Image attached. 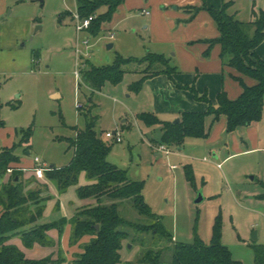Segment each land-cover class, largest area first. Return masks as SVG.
<instances>
[{
  "label": "rangeland",
  "instance_id": "374dc122",
  "mask_svg": "<svg viewBox=\"0 0 264 264\" xmlns=\"http://www.w3.org/2000/svg\"><path fill=\"white\" fill-rule=\"evenodd\" d=\"M233 1L235 6L230 12H238L236 18L243 21H249L252 9L258 11L261 3V0ZM13 7L12 17L20 18L12 25L11 33L20 34V37L15 47L4 53L0 51V66L3 67L0 69V81L3 82L0 95L2 117L6 122L0 131V147L18 143L20 136L16 130L33 125L29 149L25 150L28 144H23L15 150L24 162L22 167L28 168L24 179L32 177L35 157L48 166L68 164L74 150L69 149L68 141L59 137H73V127L84 129L89 117H98L96 128L103 137L106 131H118L122 136L121 142H111L108 160L126 170L132 180L144 182L146 202L161 216L163 226L174 237L156 238L152 231L129 229L130 237L121 251L123 262L136 261L147 249L153 248L162 249L161 264H170L176 242L192 243L198 235L204 243L210 244L216 218L221 215L222 242L228 246L233 258L243 264H256V248H264L263 117L259 123L263 140L258 144H251L246 139L240 143L242 139L237 134V145L230 138L231 132L225 130L224 138H216L213 149L203 152L191 144L197 137L186 138L185 151L197 158V173L194 171L192 183L186 177L183 159L177 156L178 146H168L174 155L156 156L155 147L161 145V127L159 124L148 126L138 119V114L142 113L141 104L136 98L138 92L130 90V85L133 69L143 66L136 62L126 65L130 71L120 83L107 82L96 91L83 81L82 76L81 79L76 77V70L82 74L85 63L102 66L112 64L118 54L141 59L148 52L159 53L156 50H161V44L157 39L161 38L162 32L158 34L153 28H146L151 16L135 9V0H129L111 20L103 22L98 33L88 28L77 29L76 0H21ZM107 10L108 7L103 5L96 13L99 16ZM190 12L194 13V10ZM170 13L167 11L166 15ZM110 43L113 44L111 48L108 47ZM172 54L173 49L165 55L170 57ZM53 92H60V97L54 98ZM16 100L21 101V106L14 109L8 102ZM78 102L83 108L78 109ZM198 141L205 143L206 139ZM228 155L230 157L225 159ZM11 178V173H5L0 178V185L7 184ZM24 179L22 171V181L28 189L46 186L43 188L47 202L46 222L61 219L64 211L67 223L62 232L55 228L51 230L49 235L55 245L36 244L27 248L19 240L21 247H18L32 259L56 258L61 251L66 258L63 264H71L78 254L77 247L71 245L73 210L90 202L81 199L77 193L78 187L85 183L84 172L78 184L63 193L46 177L33 181L35 184L30 188L28 183L32 179ZM200 196L203 199L198 201ZM119 212L133 223L152 222L139 215L130 202L119 205ZM59 214L60 217H56Z\"/></svg>",
  "mask_w": 264,
  "mask_h": 264
},
{
  "label": "trees",
  "instance_id": "16d2710c",
  "mask_svg": "<svg viewBox=\"0 0 264 264\" xmlns=\"http://www.w3.org/2000/svg\"><path fill=\"white\" fill-rule=\"evenodd\" d=\"M126 0H77V13L81 19L96 15L88 29L98 33L102 23L111 20L120 5ZM198 7L187 6L186 10H194L193 18L200 10H207L214 19L219 30V36L213 39H200L208 45L204 51L206 58L210 57L215 45L221 47V58L226 59L225 65L235 69L237 75L232 77L242 86V92L236 99H231L225 90L217 95V103L213 104L207 91L200 94L195 84H181L179 88L190 90L197 100L204 101L208 108L204 112L186 111L179 116V121L161 120L153 112H142L138 119L148 126L159 124L162 131L161 144L181 147L186 138H207L209 130L206 119L213 116V123L226 117V130L233 132L241 127H247L259 122L264 111V59L256 52V48L264 40V10H253L254 19L243 21L229 13L233 1L224 2L216 9L207 5ZM107 6L104 14L97 15L100 6ZM72 15V13H68ZM35 57H38L35 54ZM136 62L141 69H133L141 77L132 82L130 90L139 92L148 78L166 74L174 79L178 66L172 63V58L165 54L148 52L143 58L124 57L118 54L112 64L96 66L85 63L82 79L93 90H101L107 83L118 84L130 70L125 66ZM244 76L255 80L253 85L244 81ZM1 88V83H0ZM92 101V100H91ZM10 105L17 109L21 106L18 100ZM3 104L0 102V129L6 126L2 118ZM98 117H89L86 127H73L76 134L73 137H59L69 142V149L74 150L70 162L62 167L50 166L45 177L51 181L60 193L70 186L77 185L81 173L85 172L87 184L77 189L81 199H92L94 205H85L78 209L72 219L71 245L77 244L83 237L91 236L88 243L82 247L72 264H161L162 249H147L136 261L123 262L121 250L125 240L130 237L129 229L138 232L154 233L156 238L173 237L163 226L161 216L155 213L146 202L143 189L144 182L132 180L126 170L108 160L113 144L107 141L97 131ZM33 125L16 130L20 136L18 143L10 147H0V178L14 168L12 178L7 184L0 185V204L3 211L0 215V264H63L66 260L61 251L58 257L40 259L28 258L26 254L11 239L18 236L27 248L36 244L44 246L55 245L49 231L56 228L63 231L66 218L50 222H41L46 209V198L42 186L39 189H28L22 181V170L18 164L20 155L15 150L23 144H28L33 136ZM185 174L190 182H194V171L190 165L185 166ZM16 177H19L16 180ZM29 184V183H28ZM264 198V194L262 195ZM110 201V202H109ZM124 202L132 203L139 215L152 220L149 224L140 225L124 218L119 212V205ZM99 225V228H97ZM128 228V229H127ZM223 223L221 215L217 216L213 226L212 240L206 244L196 235L192 243L176 242L170 264H243L233 258L228 246L222 242ZM256 264H264V248H256Z\"/></svg>",
  "mask_w": 264,
  "mask_h": 264
},
{
  "label": "crops",
  "instance_id": "0c3cea01",
  "mask_svg": "<svg viewBox=\"0 0 264 264\" xmlns=\"http://www.w3.org/2000/svg\"><path fill=\"white\" fill-rule=\"evenodd\" d=\"M20 1L21 0H0V51L2 53L15 47L17 39L20 37V34L13 35L11 33L12 25L15 23V20L20 18L19 16L12 17L14 13L13 4L17 5ZM207 1L210 5H208L209 7L218 9L224 2L231 0ZM128 3L129 0H126L122 5L119 6L117 12ZM202 5V0H135V9H139L142 13L151 16L149 19V24L146 26V28L151 27L158 34L162 32L161 38L157 39V41H159L161 44L159 45L161 50L156 51L161 54H166V51H171L173 49V54L170 57L172 58V63L174 62V65L178 66V69L180 70L178 73L174 74L175 80L170 79L166 74H160L155 77L148 78L145 81L142 90L136 95V98L141 104L140 112H153L161 120L174 121L179 118L182 112H204L207 110L208 104L206 102L197 100L190 90L179 88L176 82L189 85L195 84L200 94H203L207 91L208 96L213 104L217 103V95L222 90H225L231 99H236L241 94L242 86L232 77L233 75H237V71L228 65H225L226 60L221 58L220 45H215L211 50L210 57L206 58L204 56V51L207 49L208 45L204 42H197L200 39L216 38L220 34L214 19L207 10H200L193 18H191L192 12H190V10H186L187 6L200 7ZM234 6L235 2L233 1L231 7L229 8V13L237 16L238 12L235 13V10L230 12V9H233ZM259 9L264 10V0H261ZM144 10L149 11V13H145ZM253 10L254 9H252L250 20L254 19ZM167 11H171L170 15H166ZM117 12L115 14H117ZM30 27L31 25L29 26V29ZM29 29L27 33L30 32ZM167 48L169 50H166ZM256 52L262 59H264V40L256 48ZM0 69H3L2 65L0 66ZM140 77V73L134 72L132 82L138 80ZM244 81L248 85H253L255 83V80L248 76H244ZM0 83L3 84L1 81ZM52 96L54 98H59L60 92H53ZM0 102L2 103L1 95ZM260 122L261 121L253 123L247 127H241L231 132L230 138H232L233 143L239 145L237 134L240 135L242 139L240 140V143L245 139L251 144H258L261 142L263 140V133L261 127L259 126ZM206 127L209 130V136L205 138V143L198 141V139L201 138H195L194 140L196 141H191L193 146L197 148L200 147L203 152H205L207 149H213L216 138H224L222 135L226 130V117L222 116L219 121L213 123V116H208L206 119ZM191 138L193 137H188L187 139ZM184 147L183 145L178 147L179 155L177 156L183 159L185 166L190 165L194 169L193 171L197 173V158L191 153L186 152ZM155 149L156 156L159 157L164 155V152L159 151L156 147ZM27 154L29 155V152ZM171 154H173L172 150L168 155ZM228 157H230V155H228L225 159ZM204 159L206 160V157ZM23 164L24 162L21 160L18 165L22 167ZM218 165L220 166L221 163ZM24 173H26V171H23V179L25 177ZM84 175L85 183L82 185L90 182L87 179L85 172ZM31 179L32 181H29V188L35 184V181L43 180L45 177L39 179L34 175L33 172L31 178H25L24 180ZM87 200L90 202L86 203L85 205L95 204L94 200ZM85 205L76 206L73 210V216L78 211V209ZM2 211L3 207L0 204V215ZM45 213L46 209L44 212V217L42 218L43 222H46ZM61 216L65 217L64 211ZM56 217H60V214ZM70 223L72 224L71 221ZM50 232L51 230L48 233L50 234ZM90 239L91 236L87 235L83 237L77 244L72 246L77 247V253H80L82 252L83 245L88 243ZM19 240L21 241V238L15 236L10 242L21 247ZM26 256L30 258V256L27 254Z\"/></svg>",
  "mask_w": 264,
  "mask_h": 264
},
{
  "label": "built area",
  "instance_id": "2783aa9c",
  "mask_svg": "<svg viewBox=\"0 0 264 264\" xmlns=\"http://www.w3.org/2000/svg\"><path fill=\"white\" fill-rule=\"evenodd\" d=\"M144 12L149 13V11H146V10H144ZM95 16L96 15H91L87 18L81 19L79 17V15L77 14L74 17V18H77V29L82 30V29L88 28L91 24V21L95 18ZM76 77L78 79H81V72L79 69L76 70ZM77 106H78V109L83 108V105L80 102H78ZM104 138L109 142H112V141L121 142L122 141V136L120 133H118V131H106ZM156 148L159 151L167 153V154H169L171 152V150L168 148L167 145H163V144L157 145ZM33 162H34V165L31 169L34 172V175L39 179L44 178L45 173H46V171H48L50 169V166H48L47 163L45 161H42L39 157H35ZM175 167L176 166H174V168ZM27 169L25 167L19 168V170H22V171H26ZM13 171H14V168H12V167L8 168V173L12 174Z\"/></svg>",
  "mask_w": 264,
  "mask_h": 264
},
{
  "label": "water",
  "instance_id": "95a60500",
  "mask_svg": "<svg viewBox=\"0 0 264 264\" xmlns=\"http://www.w3.org/2000/svg\"><path fill=\"white\" fill-rule=\"evenodd\" d=\"M41 2H43L44 0H40ZM108 47L109 48H111L112 47V44H110V45H108ZM180 119L179 118H177L174 122H178ZM53 166V165H52ZM19 179V177H16V180H18ZM203 198H202V196H200L199 197V199H198V201H201ZM97 228H99V225H97ZM256 234V233H255Z\"/></svg>",
  "mask_w": 264,
  "mask_h": 264
}]
</instances>
